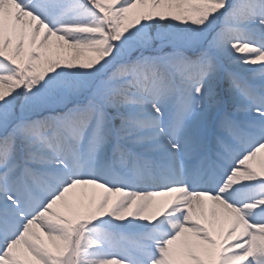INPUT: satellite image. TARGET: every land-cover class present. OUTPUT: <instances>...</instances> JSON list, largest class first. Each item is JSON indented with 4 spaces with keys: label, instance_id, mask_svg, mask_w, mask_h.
<instances>
[{
    "label": "snow or ice",
    "instance_id": "snow-or-ice-1",
    "mask_svg": "<svg viewBox=\"0 0 264 264\" xmlns=\"http://www.w3.org/2000/svg\"><path fill=\"white\" fill-rule=\"evenodd\" d=\"M0 264H264V0H0Z\"/></svg>",
    "mask_w": 264,
    "mask_h": 264
}]
</instances>
